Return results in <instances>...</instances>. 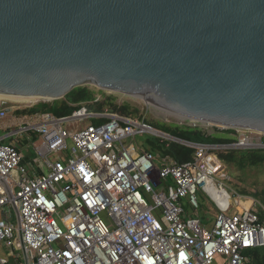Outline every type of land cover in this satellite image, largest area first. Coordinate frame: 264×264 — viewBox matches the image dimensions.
Wrapping results in <instances>:
<instances>
[{
    "label": "built area",
    "instance_id": "obj_1",
    "mask_svg": "<svg viewBox=\"0 0 264 264\" xmlns=\"http://www.w3.org/2000/svg\"><path fill=\"white\" fill-rule=\"evenodd\" d=\"M90 118L108 122L64 127ZM23 124L18 133L40 139L33 159L0 139V247L16 264H214L217 256L249 264L245 252L264 247L259 208H243L225 175L217 177L223 162L214 146L188 143L196 153L183 164L142 153L126 142L150 134L149 125L85 105L71 120L44 114ZM69 142L71 156L51 161ZM200 190L219 210L211 229L181 205L187 199L198 210ZM0 264L9 260L0 255Z\"/></svg>",
    "mask_w": 264,
    "mask_h": 264
},
{
    "label": "water",
    "instance_id": "obj_2",
    "mask_svg": "<svg viewBox=\"0 0 264 264\" xmlns=\"http://www.w3.org/2000/svg\"><path fill=\"white\" fill-rule=\"evenodd\" d=\"M80 87L264 135V0H0V94L54 102Z\"/></svg>",
    "mask_w": 264,
    "mask_h": 264
},
{
    "label": "trees",
    "instance_id": "obj_3",
    "mask_svg": "<svg viewBox=\"0 0 264 264\" xmlns=\"http://www.w3.org/2000/svg\"><path fill=\"white\" fill-rule=\"evenodd\" d=\"M98 96H101L98 99ZM82 105H85L91 114H100L109 110L125 118L139 119V110L133 108L127 103L119 104L113 96H107L102 91H95L90 87H80L69 93L64 99L54 102H42L35 107L13 112L16 117H31L36 115L49 114L58 119H68L74 112L78 111ZM92 124L96 126L104 125L108 119L91 118ZM145 124L161 132L167 133L172 137L196 145H210L218 147H227L235 144L237 140L231 136L234 130L227 132H217L209 134L204 128L180 124H167L162 122L143 121ZM144 139L133 142L138 151L149 152L158 157H170L178 164L190 162L194 159L196 149L186 144L178 143L156 137L150 134L138 135ZM137 136V137H138ZM264 144V138H263ZM221 160L228 172H238L243 176L258 177L260 172H264V148L262 149H232L217 148L212 151ZM240 195L251 196L255 200L262 198L264 201V191L257 194H251L245 190H239ZM261 220L264 221V211H260ZM204 223V222H203ZM249 258V264H264V247H258L245 252Z\"/></svg>",
    "mask_w": 264,
    "mask_h": 264
},
{
    "label": "rangeland",
    "instance_id": "obj_4",
    "mask_svg": "<svg viewBox=\"0 0 264 264\" xmlns=\"http://www.w3.org/2000/svg\"><path fill=\"white\" fill-rule=\"evenodd\" d=\"M92 88V87H90ZM95 91H99L95 88H92ZM104 94H106L107 96H113L116 98V102L119 104H123V103H127L130 106H132L133 108H137L139 110L140 113V117L141 119L144 121H152V122H162V123H167V124H180V125H187L186 123H180L181 120H175V118L172 116H167V115H162L159 111L154 110L150 107H148L145 103H142L141 101L135 99V98H131L125 95H121V94H109L108 92H103ZM101 96H98V99H100ZM42 103V101L37 102L35 104L32 105H26V104H17V103H11V102H6V101H0V111L2 109H6V108H11L13 109V112L15 110H23L26 108H32L37 106L38 104ZM13 112L10 114L9 117H5V119L0 120V126L3 124H11V118H13L12 116H14ZM92 123V119H86L82 122L76 121L75 124H64V127L69 129H74V128H79V129H84L87 126H89ZM72 125V126H71ZM190 126V125H188ZM24 127V124H14L13 126H11L9 129V132H0V138L7 136L11 133L12 136L8 137L4 140V144L6 145H19L21 142H24L27 137L31 136L32 134H26V133H18V131ZM206 131H208L209 134H213V133H217V132H227L228 130H222V129H218L215 127H208V128H204ZM232 131V130H231ZM18 133V134H17ZM233 136L237 142L235 144H242V142H240L241 140L247 139L248 143H250L248 146H256L254 149H259L257 147H259L260 143H263V138L264 135L255 133V132H251V131H246V130H234V133L231 135ZM145 137H141V136H135L132 137L131 139H129L126 143H133V142H138L142 139H144ZM33 142L35 140V143H39L40 139L38 135H34L32 138ZM134 144V143H133ZM69 149L68 151L62 152L60 154H56V155H52L50 156V160L54 161L57 158H69L71 156V148H72V143L69 142ZM241 149H250L246 146H244ZM251 150V149H250ZM35 151V150H34ZM37 156L36 152L32 155ZM217 177H221L222 175H225L226 177V186L228 187V191L230 192V194L233 193H239V190H245L248 193L251 194H257V193H261L264 191V172H260V174L258 175V177L249 175L248 177L243 176L241 173L238 172H228V168L226 167V165L224 163H219L218 165V169H217ZM171 185L174 186V184L172 182H170ZM155 191H159L157 188H155ZM142 194L149 200V202L151 201L150 195L149 194H145L144 191H141ZM240 204L243 206V208H248L250 206H252L253 204L257 205L259 210L264 211V201L262 198H258V199H254L251 196H243L240 195ZM198 203H199V209L194 211V209H192V207L189 205L188 200L187 199H182L181 200V205L184 208L186 217L188 218H200L204 223H207L208 225H211L213 222V217L212 215L216 212L213 213L214 210V206L211 202V200L200 190L198 192ZM213 213V214H212ZM0 255L6 257L8 259L9 255H11L10 253L6 252L5 250L1 249L0 247ZM225 259L222 256H217L215 259V263L214 264H225L224 263Z\"/></svg>",
    "mask_w": 264,
    "mask_h": 264
},
{
    "label": "crops",
    "instance_id": "obj_5",
    "mask_svg": "<svg viewBox=\"0 0 264 264\" xmlns=\"http://www.w3.org/2000/svg\"><path fill=\"white\" fill-rule=\"evenodd\" d=\"M2 111V110H1ZM0 111V112H1ZM10 114L11 113H8L7 114V116L6 117H9L10 116ZM13 118H11L12 120H11V124H3V125H1L0 126V132L1 131H5V132H9V129H11L10 127L11 126H13L14 124H23V123H27V122H29L30 121V119H34V116H31V117H28V116H26V117H16V116H12ZM38 119V118H37ZM32 121V120H31ZM12 134L13 133H11V134H9V135H7V136H4V137H2V138H0V139H3V143H4V140L6 139V138H8V137H11L12 136ZM33 136L31 135V136H29V137H27V139L24 141V142H21L19 145H13V144H10V145H12V146H14V147H16L24 156H25V158L27 159V160H31V159H33L34 157H36V156H32L35 152H36V150H35V148L40 144V142L39 143H35V140H34V142L32 141L33 139ZM35 150V151H34ZM212 204H213V202H212ZM213 208H214V210L215 211H213V213L214 212H216V215H215V213L212 215V217H213V222H212V224L211 225H208L207 223H203V221L200 219V218H196V219H198L205 227H207V228H209V229H211L212 227H213V225H214V222H215V220H216V218H217V215L219 214V210H218V208L213 204ZM8 260H9V264H16V259L12 256V255H9V257H8ZM18 261H20V263L22 264V263H24V260L22 259V258H20ZM226 261V260H225ZM225 261H224V263H225Z\"/></svg>",
    "mask_w": 264,
    "mask_h": 264
},
{
    "label": "bare ground",
    "instance_id": "obj_6",
    "mask_svg": "<svg viewBox=\"0 0 264 264\" xmlns=\"http://www.w3.org/2000/svg\"><path fill=\"white\" fill-rule=\"evenodd\" d=\"M108 93L109 94H121V93H117V92H113V91H109ZM121 95H124V94H121ZM135 99H137V100H139V101H141L143 103V101L140 98H135ZM0 101H6V102L8 101V102H11V103H14V104L17 103V104L32 105V104H35V103L40 102L42 100H40L39 98H35V97H30L29 98V97H18V96H11V95H2V94H0ZM146 103H147V105L150 108L159 111L162 115L172 116V118L174 117L175 120H177V119L178 120H181L180 122H184V123L188 122V123H191L190 121L184 120L183 117H181L179 115H175L174 113H172V112H170V111H168L166 109L160 108V107H158V106H156V105H154V104H152L150 102L149 103L146 102ZM249 144L250 143H248V142H242V144H240V145L241 146H248ZM215 193L216 194H220V193H218L216 191H215ZM224 194H225V192H221V195H224ZM216 196H219V195H216ZM225 196H226V194H225ZM227 199H228V196H227Z\"/></svg>",
    "mask_w": 264,
    "mask_h": 264
}]
</instances>
